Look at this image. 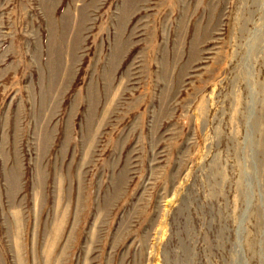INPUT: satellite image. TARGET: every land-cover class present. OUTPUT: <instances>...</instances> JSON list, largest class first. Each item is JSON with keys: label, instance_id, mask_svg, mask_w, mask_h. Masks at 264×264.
<instances>
[{"label": "rangeland", "instance_id": "1", "mask_svg": "<svg viewBox=\"0 0 264 264\" xmlns=\"http://www.w3.org/2000/svg\"><path fill=\"white\" fill-rule=\"evenodd\" d=\"M0 264H264V0H0Z\"/></svg>", "mask_w": 264, "mask_h": 264}]
</instances>
